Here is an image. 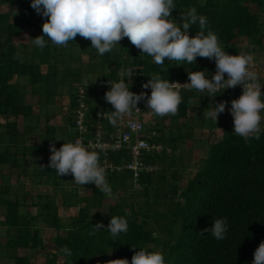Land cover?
<instances>
[{"label": "trees", "instance_id": "1", "mask_svg": "<svg viewBox=\"0 0 264 264\" xmlns=\"http://www.w3.org/2000/svg\"><path fill=\"white\" fill-rule=\"evenodd\" d=\"M30 3L31 0H0V5L8 6L7 11H0V226L5 237L0 239V256L11 264H37L34 252L44 247L41 232L48 228L54 232V251L46 253V264H122L120 260L130 262L139 249L160 251L166 264H251L254 251L264 241V134L259 140L245 143L232 133L234 124L225 111L218 116L217 124L208 115L200 118V125L209 128L214 138L202 141V157H190L186 162L182 144L193 122L189 110L196 101L202 113L212 109L223 96L233 98L242 91L230 88L209 98L207 92L182 88L177 113L163 117L152 114L145 104L139 119L145 124V132L157 133L149 142L161 144L162 150H144L141 162L153 169H143L137 179L128 169L106 170L107 181L118 197L108 198L95 185H77L73 176L59 177L47 167L50 143L61 147L64 142L74 143L80 135L75 119L81 109L80 87L84 89L82 110L86 114L82 136L90 139L95 135L97 112L114 111L105 99H98L111 85L100 86L95 80L120 81L131 68L134 75L129 87L134 92L137 83L150 80V76L170 82L189 81L188 73L205 71L210 78L216 71L215 62L197 57L192 64L166 60L163 66L157 65L127 38L103 56L91 48L90 40L79 35L65 46L55 45L45 37L46 46L39 49L32 39L42 34L46 18L38 15ZM176 3L170 17L173 22L182 23V11L195 7L198 15L207 18L205 34L215 33L229 54L243 52L236 44L242 38L247 44L245 52L264 48V0ZM251 4L256 5L258 13L251 10ZM199 30V25H194L189 35L195 36ZM83 55L88 56L87 63L82 61ZM64 89L69 103L65 122L60 126L62 143L58 144V128L52 122L55 114L48 111ZM40 114L45 116L44 124ZM103 126L104 137L111 139L115 127L108 119ZM96 151L101 165H122L130 159L127 150ZM13 177L18 180L15 185L11 183ZM23 177L36 184L50 183L52 193L26 192L20 181ZM57 198L63 208L78 209L67 223L61 221ZM31 208L36 209L34 213ZM111 216L127 220L126 234L114 239L107 230L94 231L97 223L106 228ZM218 218H227L225 239L217 241L207 232L199 234ZM64 247L72 251L71 256L61 252ZM22 250L31 252L21 253Z\"/></svg>", "mask_w": 264, "mask_h": 264}, {"label": "clouds", "instance_id": "2", "mask_svg": "<svg viewBox=\"0 0 264 264\" xmlns=\"http://www.w3.org/2000/svg\"><path fill=\"white\" fill-rule=\"evenodd\" d=\"M30 7L46 18L42 24V34L32 39V44L39 49L46 46L45 37L55 45L65 46L79 35L90 40L91 48L103 56L127 38L141 53L152 57L157 65L163 66L166 60L192 64L197 57L214 61L216 71L210 78L205 76V71L191 72L188 73L189 82L183 86L187 90L206 91L209 98H215L221 89L223 93L228 88L242 86V95L232 100L228 108L234 121L232 133L242 137L245 143L251 139L259 140L264 134V82L257 72L251 70L256 63L264 64V57L251 52L229 54L220 46L215 33L208 31L205 34L207 18L198 15L195 7L187 12L182 11V23L179 24L170 19L177 7L176 0H31ZM197 24L200 30L195 36H190L189 29ZM133 75L134 70L129 68L119 82H109L111 87L104 99L114 111H110V115L107 112L99 113L102 119L106 117L113 127H117L123 117L139 110L137 105L141 101L157 117L177 113L182 103L178 88L181 84L160 76H150L151 79L142 85L144 89L151 90L150 95L147 92L137 94L129 87ZM227 104V101H222L211 107L208 116L216 124ZM129 123L134 126L132 122ZM49 151L47 167L53 169L57 176L71 175L77 185L93 184L102 195L118 198L107 181V172L100 164L98 151L79 141L64 142L59 148L50 143ZM128 227L125 218L111 216L106 228L103 223H97L93 228L95 232L107 230L115 239L126 234ZM228 230L227 218H218L199 234L207 232L220 241L226 238ZM61 252L66 256L72 255L67 247ZM253 255L251 264H264V241ZM120 261L122 264H166L163 253L145 249L136 251L130 262L127 259Z\"/></svg>", "mask_w": 264, "mask_h": 264}, {"label": "rangeland", "instance_id": "3", "mask_svg": "<svg viewBox=\"0 0 264 264\" xmlns=\"http://www.w3.org/2000/svg\"><path fill=\"white\" fill-rule=\"evenodd\" d=\"M251 10L253 12H256L258 13V10H257V7L256 5L254 4H251ZM8 10V6L7 5H0V11H7ZM24 31L26 32L27 29H24ZM236 44L241 48V50L243 52H245L246 50V40L245 38H242L240 40H237L236 41ZM262 51L260 52H255L253 54L257 55L260 53L261 54ZM82 61L84 63H87L88 61V56L87 55H83L82 56ZM46 66H42V70L45 72L46 71ZM253 71H256L258 74H263L264 72L261 71V67H259V65H257V63L252 67ZM28 99L30 100V96L28 95L27 96ZM240 97V95H237L233 98H226L225 96H223V98L218 101V102H222V101H227L228 104L226 106V113H228V120L229 122H231L232 124H234V121H233V117L231 116V114L229 113L228 111V108L231 107V101L234 100V99H238ZM217 102V103H218ZM68 103H69V98L66 94V90L64 89V93L62 94V96H57L55 98V101L53 103H50V110L48 112L50 113H54L55 116L53 118V121L56 125H57V128H58V131H57V134H56V140L58 142V144H61L62 141H61V130H60V126L65 122V115L67 114V107H68ZM197 103V101H196ZM194 103L193 106L190 108L189 110V115L193 117V122H191L190 126L188 127V134H187V137H186V140H183L182 141V144L185 148V161L187 162L188 159L190 157L192 158H199V157H202L204 154H205V149L203 148V143L202 141H206L207 139L208 140H214L212 134L210 133V129L207 128L206 126H201L200 125V118L201 117H205L206 115H208V113L210 111H212V109L208 108V109H205V112H200L199 111V108L197 107L198 106V103L196 104ZM215 103V101L213 102ZM40 117V120H41V123L44 124L45 122V116L44 114H40L39 115ZM18 122L21 124L22 123V120H18ZM169 120L166 121V123H168ZM22 125V124H21ZM187 129V128H186ZM36 133H38V129L35 128L34 129ZM35 133V134H36ZM174 134L177 133V130H174L173 132ZM34 134V135H35ZM37 135V134H36ZM37 137V136H35ZM35 143H37L38 141H36V138L34 139ZM58 146V145H57ZM59 148V147H57ZM48 153L50 154V151L48 150ZM38 161L35 160L34 164H36ZM37 165V164H36ZM36 169H39L36 168ZM39 177H36L35 180H38ZM20 181L25 185V189H26V192L28 193H31V194H35V193H52V190H53V186L48 183L46 185H43V184H36L35 182L33 183L31 181L30 178H21ZM18 182V180H16L14 177L11 179V183L13 185H15L16 183ZM82 194H84V190L81 191ZM107 205L109 204L110 201H107ZM57 203L59 204V207H58V213L61 217V221L63 223H67L68 219H70L76 212H77V208L74 207V208H69V209H65L63 208L60 203H61V199L60 198H57ZM35 208H31V211L34 213L35 212ZM103 211H107L106 208L102 209ZM94 212V211H93ZM41 235H42V241H43V244H44V247H41V249L39 251H36L34 252V257H33V261H35V263L37 264H46V253L49 252H53L54 251V243H52L51 241V238L54 236V232L53 230L51 229H48V228H44L41 232ZM4 230L2 229V227L0 226V239L3 241L4 240ZM31 250H22L21 253H30ZM0 264H11V261H8L6 258H4L3 256H0Z\"/></svg>", "mask_w": 264, "mask_h": 264}, {"label": "built area", "instance_id": "4", "mask_svg": "<svg viewBox=\"0 0 264 264\" xmlns=\"http://www.w3.org/2000/svg\"><path fill=\"white\" fill-rule=\"evenodd\" d=\"M148 80L147 79H141L137 83V89L134 91V93H141V92H147L148 95H150L151 90L150 89H144L142 87L143 84H145ZM116 83L119 81H102V80H95V83L106 87L110 85V83ZM173 83H179L181 85H178L179 89H186L183 84L189 82V81H182L179 79H174L172 81ZM230 89V88H228ZM234 89H238L242 91V86H236ZM80 103H81V109L77 110V115L75 117L76 119V126L77 129L80 131V135L76 137L74 140V143L79 141L85 146H88L92 150H99L103 151L105 153L109 152H120L123 150H127L129 152V161L125 162L122 165H112L111 163H104L101 166H103L106 170H110L111 172L114 171H122L123 169H128L133 172V177L137 179L140 175V172L143 169L152 170L153 168L150 165L144 166V164L141 162V156L145 152H151V151H160L162 150L161 144H154L150 143L149 139L156 136L157 133L155 131L151 132H145V124L139 119L141 109L143 106H145V102L141 101L137 107L139 110H134V117L129 118L127 116L123 117L121 122L117 127L114 128V133L111 139H106L104 137V126L103 122L107 120V118H101L98 114L101 112H107V111H98L96 114V121H95V135L93 138L86 139L84 136H82V132L86 130V114L82 110V108H85V104L82 101V98L84 97V89L80 87ZM220 91H223L221 89ZM262 91H264V88H262ZM206 92V91H204ZM98 99L100 101H103L104 96L102 94L98 95ZM110 115V111L107 112ZM129 122H132L134 126H131ZM143 132L145 134V138L143 137ZM102 149V150H101Z\"/></svg>", "mask_w": 264, "mask_h": 264}, {"label": "crops", "instance_id": "5", "mask_svg": "<svg viewBox=\"0 0 264 264\" xmlns=\"http://www.w3.org/2000/svg\"><path fill=\"white\" fill-rule=\"evenodd\" d=\"M260 51H262L261 52V54L259 53L258 54V57H264V48L262 49V50H260ZM260 51H257V53L258 52H260ZM257 65H259V67H261V71H263L264 72V64H260V63H257ZM256 72V71H255ZM259 73V72H258ZM259 75V77L262 79V80H264V73L263 74H258ZM214 101H212V103H213Z\"/></svg>", "mask_w": 264, "mask_h": 264}]
</instances>
